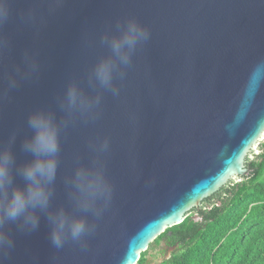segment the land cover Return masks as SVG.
Listing matches in <instances>:
<instances>
[{"label":"water","instance_id":"1","mask_svg":"<svg viewBox=\"0 0 264 264\" xmlns=\"http://www.w3.org/2000/svg\"><path fill=\"white\" fill-rule=\"evenodd\" d=\"M12 0L0 29L9 47L0 62V89L23 53L37 56L40 70L0 101V145H11L15 165L33 157L22 150L32 130L29 114L51 109L75 80L85 91L89 70L109 49L100 37L118 20L135 18L150 32L133 54L120 95L103 93L99 118L77 117L61 131L53 209L67 199L63 177L93 158L90 143L110 140L105 158L112 185L110 206L100 218L87 214L95 230L85 246L68 239L57 249L51 224L39 213L31 232L5 225L14 240L3 264H137L166 228L181 223L204 199L233 178L250 175L246 157L264 141V0ZM36 10L37 19L22 14ZM42 17V20H39ZM15 173V167L13 169ZM14 183L26 182L14 174Z\"/></svg>","mask_w":264,"mask_h":264},{"label":"clouds","instance_id":"2","mask_svg":"<svg viewBox=\"0 0 264 264\" xmlns=\"http://www.w3.org/2000/svg\"><path fill=\"white\" fill-rule=\"evenodd\" d=\"M62 0H49V12L56 10ZM12 0H0V29L7 22ZM25 22L37 19L36 10L29 8L22 14ZM42 20V17H39ZM150 38L149 30L135 18L118 20L115 31H107L100 37V44L109 49V55L100 57L88 72L87 84L93 91L87 92L75 80L70 81L64 95L57 100L63 113L56 118L51 109L38 108L32 111L27 120L32 130L26 137L22 150L32 155V159L19 166L11 145L16 133L9 138L7 145H0V264L9 257L14 240L6 231L5 225L16 222L21 232H31L39 225V213H45L51 224L52 244L60 249L68 239L85 246L83 238L95 230L90 223L92 217L100 218L110 206L113 195L112 185L106 175L105 158L110 152V140L105 138L88 145L93 158L88 163H77L71 174L63 177L67 189V199L83 215H70L64 205L53 209L54 182L59 167L61 151V131L66 130L76 118L85 123L99 118L103 93L110 92L113 97L120 95L116 81H123L132 64L133 54ZM9 47L8 39L0 33V62ZM40 70L37 56L31 50L23 53V66L17 65L13 74L7 77L6 89H0V101L6 92L16 88L22 80L31 79ZM15 167V173L13 171ZM14 174L26 182L24 187L14 183Z\"/></svg>","mask_w":264,"mask_h":264},{"label":"trees","instance_id":"3","mask_svg":"<svg viewBox=\"0 0 264 264\" xmlns=\"http://www.w3.org/2000/svg\"><path fill=\"white\" fill-rule=\"evenodd\" d=\"M259 145L246 157L250 175L230 180L166 228L137 264H153L150 257L154 264H264V141Z\"/></svg>","mask_w":264,"mask_h":264},{"label":"rangeland","instance_id":"4","mask_svg":"<svg viewBox=\"0 0 264 264\" xmlns=\"http://www.w3.org/2000/svg\"><path fill=\"white\" fill-rule=\"evenodd\" d=\"M253 153H259L260 152V145H259V143H257L256 145H254V147H253ZM233 179H237V178H233ZM232 180V179H231ZM170 251H173V248H171L170 249ZM154 253V251H150V255H155V254H153ZM154 259L155 258H153V257H150V261L154 264Z\"/></svg>","mask_w":264,"mask_h":264}]
</instances>
